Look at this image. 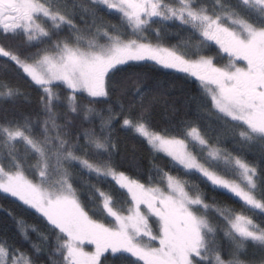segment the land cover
I'll return each mask as SVG.
<instances>
[{
	"label": "snow or ice",
	"instance_id": "6c2138e0",
	"mask_svg": "<svg viewBox=\"0 0 264 264\" xmlns=\"http://www.w3.org/2000/svg\"><path fill=\"white\" fill-rule=\"evenodd\" d=\"M102 11L118 14L120 23L105 25ZM170 29L187 37L166 46ZM21 36L35 51L0 42V58L40 90V111L0 123V194L46 222L45 233L16 218L35 256L49 249V264H264V220L210 204L200 187L223 190L264 214V169L221 146V135L198 122L199 110H214L241 147L255 144L264 152V0H0V37ZM210 44L226 64L205 53ZM148 62L198 81L195 120L153 128V104L144 100L154 89L143 86L138 73L115 80ZM128 80L133 102L118 101L114 109L111 97L129 94ZM22 97L0 81V101ZM117 124L169 157L177 174L155 168L145 184L119 171L113 163ZM80 173L98 182L111 178L127 199L121 203L85 181L86 206L74 180ZM197 175L200 180L192 179ZM249 246L259 260L242 258ZM0 264L36 262L0 241Z\"/></svg>",
	"mask_w": 264,
	"mask_h": 264
},
{
	"label": "trees",
	"instance_id": "16d2710c",
	"mask_svg": "<svg viewBox=\"0 0 264 264\" xmlns=\"http://www.w3.org/2000/svg\"><path fill=\"white\" fill-rule=\"evenodd\" d=\"M204 3L211 4V0H203ZM100 16L103 19L105 25L119 24L118 14L107 11H102ZM176 29H170L165 40V45L170 46L178 44L181 38H186L187 33L176 34ZM0 42H3L7 47L12 49H21L28 53L35 51L34 48H28L24 38L16 37L9 40H3L0 37ZM206 54H212V47H208L205 50ZM6 58H0V81L6 82L15 88H19L24 96L27 98H20L15 101H0V123L11 120H21L25 116L35 117V114L40 111V90L32 85L30 81L18 73L14 66L4 67L3 60ZM10 63V62H9ZM132 73H138L143 77V86L154 89L153 92L145 95V103L151 102L152 107V126L157 131H163L166 128H174L182 121H192L196 119L197 109L195 104L191 103L192 97L199 96L201 90L199 89L198 82L192 77H188L186 74L177 73L174 70H164L157 67H153L151 62H148L145 66H134L129 72L121 73L115 77V80H124ZM159 84L160 88L157 91L156 85ZM129 88V94L121 96L119 92L111 97L112 106L118 110V101L125 106L133 102V96L131 91L134 90V85L131 80L127 81ZM160 93H166L160 95ZM81 102H86L84 97H81ZM139 102L137 101V104ZM97 108H107V104H98ZM63 111V108L60 109ZM201 119L198 121L202 127L211 126L215 129L213 135H221V146L227 148L233 154H240L244 156L250 163L257 166L258 170L264 169V152L259 148V145H251L249 147H241L239 143V136L234 132L230 125H223L222 121L217 119V116L213 112L205 110H199ZM79 122H77L78 124ZM113 139L116 143V150L113 154L114 166L119 170L125 172L127 175L140 180L142 183L147 184L149 182V174H154L155 168H162L170 174L176 175V170L172 167L170 158L163 153H153L146 142L134 135L132 132L121 129L119 124L116 125L113 133ZM23 146H21V151ZM34 163V161H29ZM192 179L200 180L197 176H193ZM74 180L76 186L81 195L82 201L87 205L91 202L86 196L87 184L85 181L91 184H95L100 190L110 192L113 197L121 203L127 199L126 193L123 190L118 189L114 181L108 178L104 182H98L94 175H88L87 173L74 174ZM158 182V181H154ZM200 187L206 194L207 201L212 203H219L222 207H227L237 213L249 215L257 222L264 220V214L259 213L258 210H250L243 205L237 198L223 192V190H213L210 186L200 183ZM98 197V193H97ZM98 203V200H97ZM119 206V205H118ZM125 208L127 204L123 205ZM11 215H8V213ZM90 214H92L90 210ZM210 215L212 213L210 212ZM16 218H23L29 225H35L42 232H47L48 228L46 222L38 213L34 210H26L25 206L21 205L14 198L8 197L4 194H0V241H7L9 245L14 248L20 249L32 255L36 264H49L46 249L44 254L35 256L32 252V248L26 243L19 235L16 227ZM94 218L103 219L101 216L96 215ZM31 240L40 243L39 238L35 233L30 236ZM54 241L50 240L51 244ZM255 254V255H254ZM110 255V254H106ZM228 255L227 248L225 249V256ZM243 259L251 260L255 258L260 259V253L258 250L249 246L247 254L242 257ZM134 259V258H133ZM105 264H119L118 260L113 261L109 259Z\"/></svg>",
	"mask_w": 264,
	"mask_h": 264
},
{
	"label": "rangeland",
	"instance_id": "374dc122",
	"mask_svg": "<svg viewBox=\"0 0 264 264\" xmlns=\"http://www.w3.org/2000/svg\"><path fill=\"white\" fill-rule=\"evenodd\" d=\"M101 42H103V40H101ZM209 47H212L213 49V53L209 54V56L214 58V61L218 64V66H223L224 64L227 63V59L226 57H224V55L222 53H219V49L218 46L214 45V44H210ZM206 50V49H205ZM208 55V54H207ZM194 79V78H193ZM198 82V81H197ZM236 198V197H235ZM238 199V198H237ZM88 250H91V246H86Z\"/></svg>",
	"mask_w": 264,
	"mask_h": 264
}]
</instances>
